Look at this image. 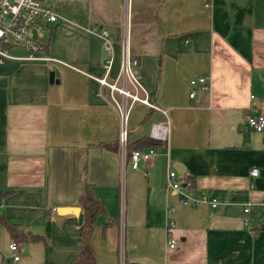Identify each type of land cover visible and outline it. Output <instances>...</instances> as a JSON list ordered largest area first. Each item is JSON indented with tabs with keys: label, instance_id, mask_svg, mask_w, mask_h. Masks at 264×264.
<instances>
[{
	"label": "crops",
	"instance_id": "crops-1",
	"mask_svg": "<svg viewBox=\"0 0 264 264\" xmlns=\"http://www.w3.org/2000/svg\"><path fill=\"white\" fill-rule=\"evenodd\" d=\"M51 1L60 16L50 23L47 51L63 62L0 63V212L22 234L45 239L17 240L0 222V262L73 264L82 254L79 196L88 182L107 212L90 235L100 264H264V128L248 123L249 114L264 113V0ZM95 26L114 42L111 76L127 35L140 81L171 121L169 141L137 168L124 160L120 113L97 79L105 51ZM201 74L210 86L197 84L191 96L190 79ZM164 116L136 102L128 143L149 136L151 122ZM171 168L199 201L168 185ZM60 205L68 208L58 220Z\"/></svg>",
	"mask_w": 264,
	"mask_h": 264
},
{
	"label": "built area",
	"instance_id": "built-area-1",
	"mask_svg": "<svg viewBox=\"0 0 264 264\" xmlns=\"http://www.w3.org/2000/svg\"><path fill=\"white\" fill-rule=\"evenodd\" d=\"M210 4V0L205 1ZM59 10L55 7L51 0H0V63L8 58H27L46 60L49 63L60 61L61 59L51 55L47 51V45L50 37V23L58 19ZM93 30H97L103 40L105 51L104 56V72L97 76L101 85H107L110 88L111 99L114 106L118 109L121 117V128L118 141L125 150L124 160L131 167L140 166L141 160H148L153 154L158 152V145H150L148 147H134L127 153L126 149L129 142L128 118L132 107L136 102L145 103L151 107L161 109L165 116L161 119L153 120L149 126L148 134L152 138L167 143L170 138V118L166 109L150 100L148 91L138 76L139 59L132 54L127 35L123 39L121 61L118 72L111 76V71L115 58V46L109 29L104 26H95ZM22 46L26 48L25 55L15 53L13 48ZM190 83L193 86L190 95L196 93L197 84L202 88H209L210 80L207 74H201L198 77H192ZM115 92H119L122 98H119ZM249 125L257 130L264 128V113L257 112L248 115ZM252 174L258 173V168L253 167ZM191 182H189L190 184ZM168 185L179 189L184 200L192 202L199 201L192 198L188 193L182 191V183L178 178V171L175 168L169 169ZM5 202L4 197L0 194V206ZM217 198L211 201L212 205H216ZM252 201L244 203V211H251ZM264 206V201L261 203ZM173 207H168L171 211ZM176 224L174 218H170L166 225V233L170 246L176 244V237L173 235L172 229ZM12 251L13 259L17 260L21 254L19 252V243L12 239L9 243ZM0 264H2L0 262ZM123 264V261L121 262Z\"/></svg>",
	"mask_w": 264,
	"mask_h": 264
},
{
	"label": "trees",
	"instance_id": "trees-1",
	"mask_svg": "<svg viewBox=\"0 0 264 264\" xmlns=\"http://www.w3.org/2000/svg\"><path fill=\"white\" fill-rule=\"evenodd\" d=\"M161 142L158 139L152 138L148 135H143L141 139L135 144V146L130 145L132 148L140 147L143 148L146 145H159ZM102 144H107L104 142ZM117 147V145H113ZM79 202L82 204L84 208V223L83 230L81 233V249L82 254L77 257L73 264H100L95 255V250L90 240L91 232L95 226L96 219L99 214H106V207L103 201L97 196L95 191L92 188L90 183H86L85 190L79 196ZM5 221L7 226L9 227L11 233L16 237L17 240L21 238L23 239H45V236L40 233H31L29 236H26L20 232L19 224L16 222H11L5 219L2 212H0V222ZM110 222V220H109ZM22 234V235H21ZM139 264V263H136Z\"/></svg>",
	"mask_w": 264,
	"mask_h": 264
},
{
	"label": "water",
	"instance_id": "water-1",
	"mask_svg": "<svg viewBox=\"0 0 264 264\" xmlns=\"http://www.w3.org/2000/svg\"><path fill=\"white\" fill-rule=\"evenodd\" d=\"M239 3H243V1L244 0H237ZM53 73H54V71H51V74L53 75ZM175 166L178 168V171L179 172H181V173H183L184 172V170H185V165H184V163H182L181 161H176L175 162ZM67 206H64V205H60L57 209H58V213H59V215H58V217H57V219L58 220H60V218H61V214H63V213H65V211H67ZM229 210H231V207H230V209ZM228 210V211H229Z\"/></svg>",
	"mask_w": 264,
	"mask_h": 264
},
{
	"label": "rangeland",
	"instance_id": "rangeland-1",
	"mask_svg": "<svg viewBox=\"0 0 264 264\" xmlns=\"http://www.w3.org/2000/svg\"><path fill=\"white\" fill-rule=\"evenodd\" d=\"M263 217H264V215H263Z\"/></svg>",
	"mask_w": 264,
	"mask_h": 264
}]
</instances>
